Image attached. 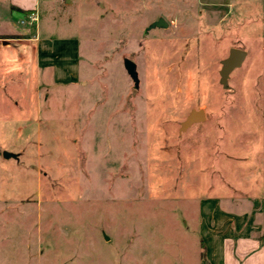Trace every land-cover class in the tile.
Segmentation results:
<instances>
[{
  "label": "rangeland",
  "instance_id": "1",
  "mask_svg": "<svg viewBox=\"0 0 264 264\" xmlns=\"http://www.w3.org/2000/svg\"><path fill=\"white\" fill-rule=\"evenodd\" d=\"M43 19L77 35L80 75L31 83L6 124L0 264H210L248 233L264 251V0H75Z\"/></svg>",
  "mask_w": 264,
  "mask_h": 264
},
{
  "label": "crops",
  "instance_id": "2",
  "mask_svg": "<svg viewBox=\"0 0 264 264\" xmlns=\"http://www.w3.org/2000/svg\"><path fill=\"white\" fill-rule=\"evenodd\" d=\"M74 1L0 0V38H3L0 42V165L1 162H6L3 151L14 152L2 144V134L6 132V124L9 125L8 130L14 125L12 122L15 114L22 108L27 110L31 83L37 81L41 88L46 89L43 85L46 82L66 83L79 78L77 35H54L50 29H46L45 19L41 23L42 17L48 16L52 11L69 8ZM31 11L37 12L38 22L21 24L20 19ZM7 38L10 40H5ZM19 80L24 82L22 89L15 88V83ZM35 88L33 86L34 90ZM229 238L235 247H228V239L223 240L219 250L208 252L210 264H264L261 242L251 237L250 233L242 234L236 240Z\"/></svg>",
  "mask_w": 264,
  "mask_h": 264
},
{
  "label": "water",
  "instance_id": "3",
  "mask_svg": "<svg viewBox=\"0 0 264 264\" xmlns=\"http://www.w3.org/2000/svg\"><path fill=\"white\" fill-rule=\"evenodd\" d=\"M165 26H167V22L162 17H159L157 20H154L151 24H149L148 28ZM245 56L246 51L244 49L237 47L230 48L228 56L222 60L221 68L219 70L220 82L223 86L227 85L229 73L234 68H237L242 64ZM123 65L126 68L130 77L134 79L135 84H137L138 78L135 70V63L129 58H124ZM205 117L206 115L203 109H192L186 116L185 120L181 123V130L186 129L192 123L203 121ZM2 155L5 158H8L14 156V153L3 151Z\"/></svg>",
  "mask_w": 264,
  "mask_h": 264
},
{
  "label": "built area",
  "instance_id": "4",
  "mask_svg": "<svg viewBox=\"0 0 264 264\" xmlns=\"http://www.w3.org/2000/svg\"><path fill=\"white\" fill-rule=\"evenodd\" d=\"M37 21H38V14L36 11L28 12L23 18L20 19V23L25 25H31L33 23H36ZM5 40H10V39L7 38ZM2 41L3 38H0V42Z\"/></svg>",
  "mask_w": 264,
  "mask_h": 264
}]
</instances>
